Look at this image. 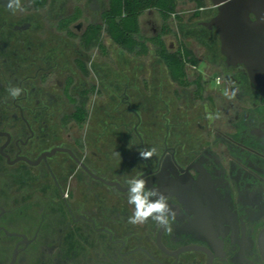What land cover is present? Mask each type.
Returning a JSON list of instances; mask_svg holds the SVG:
<instances>
[{
    "label": "flooded vegetation",
    "instance_id": "flooded-vegetation-1",
    "mask_svg": "<svg viewBox=\"0 0 264 264\" xmlns=\"http://www.w3.org/2000/svg\"><path fill=\"white\" fill-rule=\"evenodd\" d=\"M7 5L0 0V264H264V81L221 53L208 25L216 9L201 8L218 38L214 59L191 51L183 84L139 81L132 104L113 95L126 85L109 89L93 74L90 56L108 35L95 47L84 40L108 0ZM152 12L140 17L150 37L163 21L157 32ZM10 87L23 91L13 99ZM110 90L120 109L94 116L93 95ZM132 177L168 197L171 233L151 219L128 223Z\"/></svg>",
    "mask_w": 264,
    "mask_h": 264
},
{
    "label": "rangeland",
    "instance_id": "rangeland-1",
    "mask_svg": "<svg viewBox=\"0 0 264 264\" xmlns=\"http://www.w3.org/2000/svg\"><path fill=\"white\" fill-rule=\"evenodd\" d=\"M206 3L210 4V0H206ZM148 17L149 16L145 14L142 15L143 20L147 19ZM207 17H209L208 13L201 12V10H196V6L193 2L188 0H180L177 7V12L167 18L170 27V32L165 34V42L167 47L170 48V50H176L180 48V45H184L191 49L194 54L196 52L197 56H199L200 52H202L204 55H206V58L213 60L214 56L209 55V57L207 55L209 52L211 54L213 49L200 34L185 35L183 31V28L206 21ZM151 18L154 21V27L158 32L161 24L160 16L156 11H153ZM144 35L146 37H150L152 32L147 29L146 32H144ZM100 43L101 44L98 43L99 48L93 50L90 56L94 64L93 74L96 77L103 78V82L108 81L107 84H109V89H111L110 86L112 84L116 85L118 82L126 85L124 90L121 91L120 88V92L113 93V95H116V97H119V94L121 93H126L131 96V103L133 104L134 100H136L138 97L137 93L139 92L135 88V85L139 83V81L145 80L146 82H149L151 79H159L160 82L163 83L162 80L168 79L169 76L166 68L163 66L161 60H159V58L156 56L154 53V48L150 44H147V48H144L143 46L139 47L138 53L132 54L126 52L119 45L113 43L111 39L109 37L106 38L105 35L102 36ZM198 59L200 62L201 59ZM198 68L202 71L201 77L207 78L211 71V67L207 64L200 63ZM192 70L193 69L191 68L186 70L187 77H193ZM97 72H99V75H97ZM210 75H213V73ZM96 77H92V80L96 81ZM98 81L100 83L99 79ZM104 86H106V83ZM167 88L170 87L166 86L165 89ZM147 89L146 91H141V94L143 95L144 92L146 94L150 93ZM207 89L210 88L207 87ZM103 93L100 92L96 96L93 95L92 101L96 105L94 108V116L99 115V112L106 108H109V110L120 109L115 105V96L112 95L111 90L107 95L104 94L103 96ZM158 93L164 94L165 91ZM97 119H100V116L93 118V123H95ZM143 120L144 119H142V121ZM96 124H93L92 127L94 128Z\"/></svg>",
    "mask_w": 264,
    "mask_h": 264
},
{
    "label": "trees",
    "instance_id": "trees-1",
    "mask_svg": "<svg viewBox=\"0 0 264 264\" xmlns=\"http://www.w3.org/2000/svg\"><path fill=\"white\" fill-rule=\"evenodd\" d=\"M180 0H108V10L104 16V23L93 25L89 35L84 39L87 46L95 47L99 42L103 30L111 41L119 45L126 52L136 54L139 47L147 48V42L153 45L154 53L160 58L168 75L177 83L183 84L185 79V64L196 63L191 50L184 45L175 51L167 48L161 35L170 32L167 18L177 12ZM193 2L196 10L207 5L206 0H188ZM156 11L162 18L161 33L153 37H146L140 30V17L146 11ZM83 108V107H82ZM80 106L77 110H81ZM82 118V117H81ZM79 118L78 120H81Z\"/></svg>",
    "mask_w": 264,
    "mask_h": 264
},
{
    "label": "water",
    "instance_id": "water-1",
    "mask_svg": "<svg viewBox=\"0 0 264 264\" xmlns=\"http://www.w3.org/2000/svg\"><path fill=\"white\" fill-rule=\"evenodd\" d=\"M210 6L216 9V14L208 25H213L219 36L221 53L228 62L243 63L264 81V0H210ZM204 22L183 31L185 35L200 34L216 51L218 38L212 30L207 32Z\"/></svg>",
    "mask_w": 264,
    "mask_h": 264
},
{
    "label": "clouds",
    "instance_id": "clouds-1",
    "mask_svg": "<svg viewBox=\"0 0 264 264\" xmlns=\"http://www.w3.org/2000/svg\"><path fill=\"white\" fill-rule=\"evenodd\" d=\"M7 7L13 12L23 10L21 0H8ZM22 91L23 89L20 87H10L8 89L9 95L13 99L18 98ZM156 154L157 149L155 147L139 150V156L143 160H149ZM115 155L120 157L118 152ZM126 183L128 185V204L134 208L132 214L128 217V223L142 226L151 219L158 226L171 233L172 223L175 221L177 213L170 208L168 197L158 189L148 188L147 180L144 178L132 177Z\"/></svg>",
    "mask_w": 264,
    "mask_h": 264
}]
</instances>
